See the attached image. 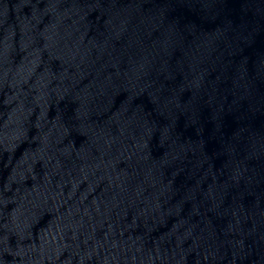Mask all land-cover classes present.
Returning a JSON list of instances; mask_svg holds the SVG:
<instances>
[{
	"label": "water",
	"instance_id": "obj_1",
	"mask_svg": "<svg viewBox=\"0 0 264 264\" xmlns=\"http://www.w3.org/2000/svg\"><path fill=\"white\" fill-rule=\"evenodd\" d=\"M0 264H264V0H0Z\"/></svg>",
	"mask_w": 264,
	"mask_h": 264
}]
</instances>
